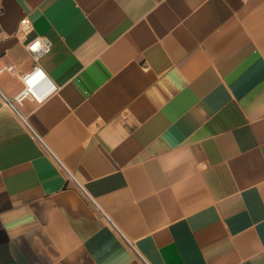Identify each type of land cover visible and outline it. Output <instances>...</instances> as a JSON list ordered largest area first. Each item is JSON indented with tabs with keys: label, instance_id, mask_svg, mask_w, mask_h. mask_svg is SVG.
<instances>
[{
	"label": "crops",
	"instance_id": "crops-1",
	"mask_svg": "<svg viewBox=\"0 0 264 264\" xmlns=\"http://www.w3.org/2000/svg\"><path fill=\"white\" fill-rule=\"evenodd\" d=\"M0 264H264V0H0Z\"/></svg>",
	"mask_w": 264,
	"mask_h": 264
},
{
	"label": "built area",
	"instance_id": "built-area-1",
	"mask_svg": "<svg viewBox=\"0 0 264 264\" xmlns=\"http://www.w3.org/2000/svg\"><path fill=\"white\" fill-rule=\"evenodd\" d=\"M32 23L29 18L24 17L19 23V30L23 33L30 30ZM27 50L30 52L35 62L49 51V43L44 38H35L27 45ZM8 71H12L13 67H6ZM22 81L25 85L24 91L17 98L19 103L29 93L41 98L50 92L54 87L49 83L45 74L42 73L38 66L34 67L33 71L28 74L22 75Z\"/></svg>",
	"mask_w": 264,
	"mask_h": 264
}]
</instances>
